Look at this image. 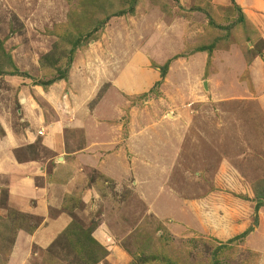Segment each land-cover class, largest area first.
<instances>
[{
  "label": "rangeland",
  "instance_id": "rangeland-1",
  "mask_svg": "<svg viewBox=\"0 0 264 264\" xmlns=\"http://www.w3.org/2000/svg\"><path fill=\"white\" fill-rule=\"evenodd\" d=\"M67 1L69 30H63L65 23H56L60 29L53 38L51 30L39 32L41 35L25 30V25H30L27 16L36 11L40 0H0V112L19 107L16 105L20 86L45 84L62 77L66 80L68 73L76 69V58L80 63L74 75L81 78L90 59L81 61L80 55L89 58L102 51L107 59L104 62L109 63L115 56L109 51L115 43V31L122 32L126 48L130 49L127 43L136 27L132 8L140 0ZM158 1L168 11L166 4L171 1ZM174 1L173 12L179 9L177 15L181 17L169 19L155 9L149 11L140 25V35L145 39L142 38L143 48L151 38V34L145 36L146 27L154 30L156 39L162 37L160 32L167 34L174 52H178L165 61L167 40L155 43L157 50L153 53L157 62L147 58V65L155 64L149 68L158 71L160 80L149 90L138 89L132 95L124 92L120 99L123 127H117L116 137L125 136L129 128L130 140L134 138L131 143L144 148L139 152L141 160H116V168L105 164L104 170H99L102 164L93 161L94 167L86 171L94 195L91 207L84 206L78 191L62 198L57 195L55 201L59 198L62 202L57 209H48V228L40 230L31 252H24L28 256L23 264H264V255L244 244L246 236L258 227L259 210L264 207L263 106L249 94H242V99L231 96L234 98L229 102L212 100L209 95L206 98L202 93L205 77L201 75L198 81L187 78V85L180 89L184 95L181 101L172 91H163L172 61L185 62L202 46L225 42L224 36H238L230 29L227 34L222 31L237 21L235 3L232 0L229 6L212 8L210 0ZM199 4L202 10L196 9ZM219 33L223 35L217 37ZM244 38L241 34L238 41ZM260 49V42L253 47L243 45L247 64ZM206 55L204 70L205 75H210L212 51H206ZM129 57L125 50L124 62ZM12 59L20 64L15 67ZM25 78L27 82L23 83ZM68 88L65 86L64 90ZM61 91L62 103L66 98ZM117 96L116 93L113 98ZM98 99L92 101L90 108ZM64 103H74L71 95ZM96 113L101 115L105 111L98 109ZM16 121L10 118L13 131ZM187 123L192 124L191 128L181 126ZM185 138L187 143L182 141ZM70 139L73 142L66 150L71 152L77 149L75 141L82 144V139L77 134ZM163 145L167 148L162 149ZM157 147L160 149L152 157L154 160L142 162L146 150L155 152ZM24 151H18L17 157H24ZM85 153L95 155L92 149ZM30 154L41 160L52 155L40 145L28 148L26 158ZM109 169L116 170L114 181ZM38 185L40 182H36ZM5 195L2 190L0 207H4ZM257 205L260 207L255 209ZM30 212L0 210V264H9L17 230L31 233L42 223L43 216Z\"/></svg>",
  "mask_w": 264,
  "mask_h": 264
},
{
  "label": "crops",
  "instance_id": "crops-1",
  "mask_svg": "<svg viewBox=\"0 0 264 264\" xmlns=\"http://www.w3.org/2000/svg\"><path fill=\"white\" fill-rule=\"evenodd\" d=\"M170 1L171 3L166 4L168 11L162 8L158 0L155 2L154 0H140L134 9L132 8V19L135 20L136 27L131 30L132 36L129 37L127 43L130 49L126 48V38L122 32L115 31V43L109 47V51L115 56L113 60H109V63L104 62L107 59L102 54L101 47L100 55L94 54L89 58L80 55L81 61L90 59L89 63L85 64L87 71L83 69L81 71L82 75L84 74L82 79L74 75L80 63L79 59L76 58L78 66L76 65L73 73L72 70L68 73L66 80L65 77L55 80L48 85L49 87L46 86L47 88L39 84L29 87L28 85L20 86L17 92L16 105L19 107L12 109L11 112H0V186L4 188L0 189V195L2 190L6 193L3 202L4 207H0V210H31L30 213L43 216L42 223L34 232L26 233L20 229L16 231L14 245L8 258L9 264H23L22 260L28 256L23 255L24 252L30 253L34 241L39 240L38 233L40 230L48 228V225L45 224L49 218L48 209L50 210V207L57 209L58 203L62 202V200L58 201L59 198L55 201L57 195L63 197L65 194H73V192L78 191L84 206L87 208L91 205L94 195L86 171L91 169L90 167H94L93 161L102 164L99 170L101 168L104 170L106 169L105 164H112L116 168V160L120 163H134L141 160L139 152L142 151L143 146L140 147L139 144L131 143L134 138L130 140L129 128L126 130L125 136L121 137L119 134L118 138L116 137L118 135L117 127L119 125L123 127L121 118H119L121 113L120 99L124 98V92L130 95L136 93L138 89L143 92L145 89L149 90L152 84L160 80L158 71L154 67L149 68L155 64L147 65V58L152 57L157 62L153 52L157 50L158 43L164 39L167 40V53L163 59L165 61L178 52H174L173 42L167 38V34L160 32L162 37L160 40L159 38L156 39L157 34L154 36V30L151 27H146L145 31V36L151 34L150 42L147 45L144 44L142 48L143 37L140 35V25L142 20L148 17L149 11L155 9L169 19L181 17L177 15L179 7H177V12H173L174 6H176L175 1ZM177 1L182 3L181 0ZM233 1L234 6L239 8L244 20L230 28V31H235L239 37L243 34L245 38L238 41V36H224L225 42H218L215 45L211 50L210 75H205L206 71L204 70L206 51H198L189 59L184 60L185 62L172 61L168 65L169 71L164 78L163 87L167 90H163L164 92L172 91L173 96L181 101L184 95L180 89H183V85H187V78L198 81L201 75L203 78L205 77V80L202 81L204 91L202 93H204L203 95L206 94V98L209 95L212 100L229 102L234 98L231 96H236V98L239 96L238 98L242 99V94H249L259 101L264 110V0ZM67 2V0H40V3L36 5V11L26 15L30 24L25 25L26 32L38 34L41 32L43 34L51 30L50 33L55 38L60 29L57 28L60 26H55L56 23H65L63 30L68 31L69 6ZM209 4H212V8L225 7L232 4V0H210ZM110 5L113 6L112 3ZM195 7L197 10H202V4ZM33 19L34 21H32ZM32 23L34 25H31ZM222 31L225 34L228 33V30L223 29ZM221 35L223 34L219 33L217 37ZM143 40L145 39L143 38ZM257 42L261 44L260 52L247 64L242 54L243 45L253 47ZM125 50L130 55L129 61L126 62L123 60ZM12 61H14L15 67L20 64L15 59ZM236 64H240L239 67H236ZM22 66L24 67V65ZM21 81L26 83L27 78ZM65 86L69 87L68 90H64ZM58 89L62 90L61 92L66 98L62 103L59 99L60 91H56ZM116 93L118 96L114 99L113 95ZM218 93L223 95H218ZM70 95L74 101L72 105L64 103ZM97 97H99L96 101L97 104L90 108L92 101L96 100ZM98 109L104 110L105 113L101 115L96 113ZM223 112L222 110L221 113ZM8 113L11 114L6 116ZM10 118L17 119L16 124H14V131L11 129ZM181 126L191 128L192 124L187 123V126L185 124ZM188 131L186 130V132ZM76 134L82 139V144L75 141L77 149H73L71 152L67 151V146L73 142L70 136ZM158 139L162 144V137L160 136ZM182 141L188 142L187 138L182 139ZM36 145H40L52 155L46 160L31 157V154L30 158H26L28 148ZM109 147L111 149L105 150ZM158 148L160 149L157 147L155 152L154 149L146 150L142 162L154 160L152 157H156ZM164 148L167 146L163 145L162 149ZM88 149H92L95 155L86 154ZM23 150H26L24 157H17V152L21 153ZM166 157H168V153L165 154ZM109 167L111 168V165ZM109 171L110 179L114 181L116 170L109 169ZM36 182H40L39 188L36 187ZM43 212L44 214L41 215L40 213ZM258 220V227H255L246 236L244 244L250 249L261 252L263 256L264 207L259 210ZM0 229H2V225H0Z\"/></svg>",
  "mask_w": 264,
  "mask_h": 264
},
{
  "label": "trees",
  "instance_id": "trees-1",
  "mask_svg": "<svg viewBox=\"0 0 264 264\" xmlns=\"http://www.w3.org/2000/svg\"><path fill=\"white\" fill-rule=\"evenodd\" d=\"M235 7H236V10L238 9V10H237V11H238V18H237V21L235 22V25H237L238 23H242V21L244 20V17H243V15L240 13L239 8H238L237 6H235ZM118 13H122V12H118ZM230 28H233V26H231V27L228 26V28H223V29H224V30H228V32H229V29H230ZM217 39H218V38H217ZM201 46H202V45H201ZM214 47H215V45L212 46V47H211V46H210V47H208V46H202V47L199 48V50L210 52ZM248 62H250V61H248ZM166 67H167V65L164 66L163 69H166ZM164 72H165V70H164ZM163 75H164V73H163ZM62 78H64V77H62ZM59 79H61V78H59ZM57 80H58V78H57ZM53 81H55V80H51V81H48V82L45 83V84H39V85L46 87L47 85H49V84L52 83ZM260 205H261V204H260ZM260 205H257L255 209L259 208ZM242 236H243V235H242ZM244 236H245V233H244Z\"/></svg>",
  "mask_w": 264,
  "mask_h": 264
},
{
  "label": "water",
  "instance_id": "water-1",
  "mask_svg": "<svg viewBox=\"0 0 264 264\" xmlns=\"http://www.w3.org/2000/svg\"><path fill=\"white\" fill-rule=\"evenodd\" d=\"M205 88L207 89L206 85H205Z\"/></svg>",
  "mask_w": 264,
  "mask_h": 264
}]
</instances>
